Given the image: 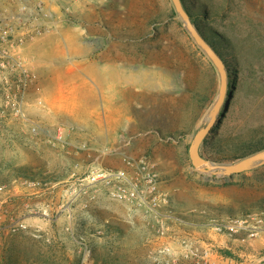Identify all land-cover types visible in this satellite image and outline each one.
<instances>
[{"label": "rangeland", "instance_id": "obj_1", "mask_svg": "<svg viewBox=\"0 0 264 264\" xmlns=\"http://www.w3.org/2000/svg\"><path fill=\"white\" fill-rule=\"evenodd\" d=\"M187 5L221 51L232 92L217 131L199 150L212 162L233 163L239 159H229L232 140L264 131V0ZM61 9L64 17L55 24L71 36L50 42L46 34L19 36L0 51V264H262L256 257L264 253V234L242 242L210 225L209 218L264 209V165L231 176L192 166L188 148L216 102L220 76L172 1L71 0ZM85 41L94 45L90 62L116 61L136 78L123 84L136 99L111 104L135 117L131 131L119 132L128 147L114 152L46 107L47 97L65 87L61 64L46 74V47L68 59L69 47ZM82 143L89 150L78 149ZM124 154L144 155L155 165L171 198L170 217L116 199L104 184L71 194L74 173L92 164L123 167Z\"/></svg>", "mask_w": 264, "mask_h": 264}, {"label": "crops", "instance_id": "obj_2", "mask_svg": "<svg viewBox=\"0 0 264 264\" xmlns=\"http://www.w3.org/2000/svg\"><path fill=\"white\" fill-rule=\"evenodd\" d=\"M19 2L27 3L31 7L34 5L33 1L27 0H14V3L10 0H3L1 8L10 17L17 12ZM66 4L71 5V0H44V7L51 13V16L50 20H45L41 24H45L43 35L48 36L47 41L49 42L53 40L54 35L63 37L70 34L71 36L70 30L59 29L58 24H55L56 20L60 21L64 17L61 8ZM85 42L80 46L71 45L69 47L71 55H68L70 57L68 59L62 57L55 50L56 47H53L54 49L51 45L46 47L50 52L43 62L46 74L55 72L53 64L59 63L65 82L62 94L55 93L54 96L47 97L46 107L53 115L60 116L64 122L84 133L83 135L87 134L88 140L93 143L110 145L112 149L118 145L125 147L129 145V139L121 136L119 132L121 130L131 131L135 124V117L132 112L120 109L117 105L111 108V104L127 99L126 97H128L127 100L136 99V93L129 92L127 95V87L123 85L127 80L136 81V78L133 75H125L121 68L123 65L121 63L118 66L115 65L116 61L104 59L101 65L90 62L89 57L94 50V45L88 41ZM137 80L141 86V77ZM109 90L111 92L108 95L106 92ZM138 94L141 96L140 92ZM124 105H127V102ZM218 239L223 241L219 236ZM252 244L256 245L257 240H253Z\"/></svg>", "mask_w": 264, "mask_h": 264}, {"label": "built area", "instance_id": "obj_3", "mask_svg": "<svg viewBox=\"0 0 264 264\" xmlns=\"http://www.w3.org/2000/svg\"><path fill=\"white\" fill-rule=\"evenodd\" d=\"M14 3V0H10ZM33 1L31 7L19 2L17 12L10 17L1 8L0 0V51L9 49L11 40L19 36L43 34L45 20H50L51 13L44 7V0ZM4 13V15H3ZM21 40V38L19 39ZM80 150H89L86 143L80 144ZM112 150V151H111ZM110 152H114L111 149ZM123 167H103L92 164L81 175L74 173L71 194L76 197L92 186L104 184L112 187L111 194L119 200L137 204L161 218L170 217L173 205L169 194L159 186V174L155 165L144 155H122ZM192 209L189 212H194ZM202 218L205 213L200 211ZM212 229L230 239L245 242L264 234V209L253 210L232 218H209ZM258 263L264 264V253L256 257Z\"/></svg>", "mask_w": 264, "mask_h": 264}, {"label": "water", "instance_id": "obj_4", "mask_svg": "<svg viewBox=\"0 0 264 264\" xmlns=\"http://www.w3.org/2000/svg\"><path fill=\"white\" fill-rule=\"evenodd\" d=\"M176 12L182 19L183 25L194 39L196 44L205 52L217 68L220 76V86L216 102L212 106L207 118L206 124L201 127L194 135L189 148L188 154L192 166L202 173H212L215 175L231 176L247 171L255 166L264 165V150L255 152L233 163H215L203 157L199 151L200 145L204 138L211 133L218 122V115L222 105H228L232 97V92L228 91V72L225 61L208 42V40L199 32L197 27L184 9L181 0H171Z\"/></svg>", "mask_w": 264, "mask_h": 264}, {"label": "trees", "instance_id": "obj_5", "mask_svg": "<svg viewBox=\"0 0 264 264\" xmlns=\"http://www.w3.org/2000/svg\"><path fill=\"white\" fill-rule=\"evenodd\" d=\"M181 2H182V5H183L184 9L189 14V16H190V18L192 20V23L197 27V29L199 30V32L206 38V36L204 35V33L201 30V24L195 20L194 14L188 8L187 0H181ZM209 43L211 44V46L220 55L222 54L221 51L215 46L214 43H212L211 40L209 41ZM220 112H221V113H219L220 114V117L223 118L225 116L224 109H222V111L220 110ZM213 130H214V132L217 131V125H215V127L213 128ZM219 140L220 139H218V138L215 139L214 145L215 144H217V145L220 144V143H218ZM232 141L234 142L232 144V146H233L234 150L236 149V151H234V153L232 154V156L229 157V159L230 160H238V159H241L243 157H246V156H248L250 154H253L255 152L264 150V131L262 129L261 130H254V131H252L251 136L248 139H244V140H240V141H237V140L235 141L233 139ZM201 155L203 156V154H201Z\"/></svg>", "mask_w": 264, "mask_h": 264}, {"label": "bare ground", "instance_id": "obj_6", "mask_svg": "<svg viewBox=\"0 0 264 264\" xmlns=\"http://www.w3.org/2000/svg\"><path fill=\"white\" fill-rule=\"evenodd\" d=\"M108 72V71H107ZM103 73V72H102Z\"/></svg>", "mask_w": 264, "mask_h": 264}]
</instances>
